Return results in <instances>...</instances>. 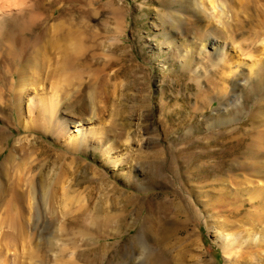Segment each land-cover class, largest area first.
Wrapping results in <instances>:
<instances>
[{"label": "rangeland", "instance_id": "1", "mask_svg": "<svg viewBox=\"0 0 264 264\" xmlns=\"http://www.w3.org/2000/svg\"><path fill=\"white\" fill-rule=\"evenodd\" d=\"M22 1L30 13L5 20L16 32L46 29L62 37L71 31L88 40L87 58L102 71L93 79L108 80L91 89V78L81 88L74 82L63 107L79 99L86 112L77 116L62 108L61 114L69 121L93 117L115 148L109 155L74 152L51 132L24 130L15 113L8 125L0 118V128L9 132L0 144V166L21 139L33 144L25 166L12 173L10 187L20 195L14 199L0 189V264H148L151 253L170 264H264V201L253 199V187L239 177L243 169L231 161L234 154L224 158L235 147L234 156L245 154L231 135H254L246 122L264 100V79L260 84L261 76L253 77L238 90L242 107L221 104L229 102L234 78L224 62L217 64L228 52L218 57L210 43L224 44L232 56L237 51L228 38L209 35L216 23L191 13L193 0ZM177 9L189 20L180 29L165 18ZM206 94L215 98L210 105ZM24 107L28 122L33 116ZM110 158L121 160L115 165ZM160 168L166 170L156 175ZM114 189L150 196L155 213L148 214L145 203L125 207ZM12 198L16 205L9 210ZM148 218L153 233L144 231ZM228 233L243 239H225Z\"/></svg>", "mask_w": 264, "mask_h": 264}, {"label": "bare ground", "instance_id": "2", "mask_svg": "<svg viewBox=\"0 0 264 264\" xmlns=\"http://www.w3.org/2000/svg\"><path fill=\"white\" fill-rule=\"evenodd\" d=\"M14 2L15 0H0V83H2L0 87V118L3 123L6 125L11 123L9 122L11 119L8 115L10 113H15L19 116V121L26 131L51 132L56 135L59 143L74 152L99 151L104 155H109L115 148L113 140L102 128L93 126V117L86 118L85 120L70 119L69 121V119L62 118L61 114L62 108H64L66 112L76 114L77 116H84L86 112V110L81 107L82 104L79 99L71 104V106H67V108L63 107V97L69 93L67 91L70 88L76 86L74 82H77L81 88L84 80L87 77L89 79L91 78L90 80L93 81L87 82L90 83L87 84V86L91 89L100 80L103 81L104 85H106V81L108 80V78L102 79L104 78L102 76L101 79H99L100 77L98 79H93L97 73H102V71L101 67L93 68L94 66L90 61L92 59L87 58L86 54L91 48L87 43L88 40L86 41L83 36L76 33H70L71 31L62 37H52L49 35L50 31L46 29L39 34L30 32V34L24 35L20 33V31H18L19 33L16 32V26L13 24L6 25L5 20L13 16H24L30 13L31 7L22 0H20L22 7H5L6 4H12ZM253 2L254 0L192 1L191 13L197 14L200 19H211L216 23V29H212L209 35H215L216 38H228V41L234 46L232 51H237L235 52L237 54H234L236 56H232L229 54V47L227 48L224 44H219L218 41H211L210 43L212 52L217 53L218 57H224L228 52V57H224V59L217 63L220 65L224 62V67L226 66L227 69L230 67L232 77L234 78L231 80L232 88L228 94V96L230 95L229 102L226 104L221 102V104L227 108L231 106V104H237L236 106L239 107L244 105L243 100L240 98V94H238V90L243 88V85L247 84L251 78H258L260 75V84L264 79V70H261V68H264V60L261 58L262 55L264 56V4H251ZM171 11L178 13H169V15L165 16L166 22H170L177 28L179 27V29L183 22L185 24L189 22L188 18L183 16L184 14H181L178 9ZM59 26L60 25H55L54 28H51L56 31ZM57 53L60 56L58 64L54 62ZM231 66L240 67L242 73L238 74ZM6 85L7 88H9V95L3 96L4 86L6 87ZM61 93H63V96ZM90 93L94 96V92ZM221 96L222 92L220 94L218 92V97L220 98ZM68 97L69 96L65 98L66 101ZM214 99L215 98L209 94L203 96V100L208 105H210ZM24 105H28L33 116L32 120L28 122L23 119V112L25 111ZM92 115H95L94 110ZM263 122L264 100H261L253 110L250 120L246 122L249 125V131L253 129L256 130L254 135L250 137L248 136L249 134H245V132L231 135L232 141L246 150L244 152L245 154H243V156H241V154L237 158V156H234L236 155L235 150H237V148L229 144L231 147H235V149L229 151L230 153L226 152V154H224L226 157L224 158L227 159L231 157V154H234V158L231 161L236 162L235 164L243 169L244 174L239 177H242L241 180L246 186L253 187V199H262L264 201V157L260 158V156L264 154V130H258L259 124ZM72 125L73 127H71ZM71 129H75V136L68 137L69 130ZM147 131L149 132V129H147ZM7 132L8 131L5 129L0 128V144L5 137H8ZM23 140L21 139L18 142L19 146H14L0 166V176L2 178L0 189L4 194L13 193L14 199L20 194L15 187H10V185H13L12 173L16 168L20 169L19 167L25 166L27 159L24 157L27 158V152L31 149V146L33 147L30 139H26L25 142H23ZM22 153H24L25 156L23 155L21 162V160H18V156L22 157ZM173 157L170 156L168 160L174 164ZM251 157L254 159H249ZM119 160L121 159L110 158V162L115 165L118 164ZM120 162L123 164V161ZM174 165H171L168 171L172 173L175 171L176 173L175 168H173ZM161 168L159 171L155 172L156 175L158 173L162 175L161 173H163L164 169ZM18 184L19 183H17V185ZM114 191L125 207L130 206L132 203L136 204V207H141L142 203H145L144 205L147 206L148 214H152V212L153 214L155 213L154 208L148 200L151 198L150 196L134 197V195L126 194L118 189H114ZM14 199L12 198L13 204L10 205L9 210L15 209L16 203ZM73 200L74 199H70V201ZM180 209L182 208L179 207V210ZM259 217H261L259 221H263L264 214ZM11 219L12 224H17L15 219ZM143 226L145 232L153 233L155 229L150 226L149 218L145 221ZM216 232L219 233V231ZM165 235L166 234L163 233V240ZM222 236L225 239L231 236L235 240L242 241L243 239V237L238 234L230 235L228 233ZM254 238L255 237H253V239ZM262 240H264V237ZM149 242L151 241L149 240ZM150 255L151 256L147 257L148 264H170L166 259L161 257V253L160 256L153 253Z\"/></svg>", "mask_w": 264, "mask_h": 264}, {"label": "clouds", "instance_id": "3", "mask_svg": "<svg viewBox=\"0 0 264 264\" xmlns=\"http://www.w3.org/2000/svg\"><path fill=\"white\" fill-rule=\"evenodd\" d=\"M5 7L19 8V7H22V4L20 0H15V2L12 4H6Z\"/></svg>", "mask_w": 264, "mask_h": 264}]
</instances>
